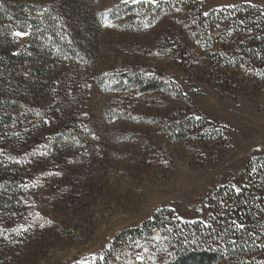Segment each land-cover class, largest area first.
Listing matches in <instances>:
<instances>
[{
    "label": "rangeland",
    "instance_id": "obj_1",
    "mask_svg": "<svg viewBox=\"0 0 264 264\" xmlns=\"http://www.w3.org/2000/svg\"><path fill=\"white\" fill-rule=\"evenodd\" d=\"M94 1V9L104 15L87 27L99 38L96 61L75 74L76 85L86 90L82 128L60 150L48 145L55 133L26 148L0 149V170L10 176L19 172L14 195L8 191L10 181L0 175V264H95L119 234L163 208L184 221L209 224L212 193L227 185L240 188L249 161L264 157V89L221 95L204 83H192L175 57L155 51V28H134L138 17L112 20L108 15L121 5L150 0ZM200 1L207 9L243 1L264 8V0ZM47 2L29 0V16ZM11 27L12 51L18 52L31 28ZM18 31L30 34L14 36ZM135 66L149 75L159 69L183 90L187 104L168 93L116 89L120 76ZM33 104V110L39 109ZM178 111L213 122V133L202 132L193 140L168 138L161 121ZM48 118L54 127V117ZM131 246L129 261L149 260L151 250Z\"/></svg>",
    "mask_w": 264,
    "mask_h": 264
},
{
    "label": "trees",
    "instance_id": "obj_2",
    "mask_svg": "<svg viewBox=\"0 0 264 264\" xmlns=\"http://www.w3.org/2000/svg\"><path fill=\"white\" fill-rule=\"evenodd\" d=\"M19 1L0 0V141L4 142L0 149L20 144L26 148L35 139L55 133L58 136L48 139V145L60 150L83 125L86 90L76 85L75 74L95 64L99 38L87 27L104 15L94 9V0H48L30 16L29 0ZM108 15L112 20L138 17L134 28H155L159 37L155 51L175 57L192 83H204L221 95L249 87L264 89V8L259 4L243 1L207 9L200 0H167L124 4ZM27 24L28 43L13 52L11 25ZM155 72L149 75L135 66L120 76L116 89L168 93L187 104L183 90L159 69ZM33 103L39 109L33 110ZM48 117H54V127ZM162 123L174 141L212 134L215 127L183 111L169 114ZM1 174L10 181V195L16 194L19 172L10 176L0 170ZM242 179L239 193L231 185L212 193L209 224L184 221L172 209L163 208L141 226L119 234L95 264H264V157L251 159ZM134 243L151 250L149 260L129 261L126 252Z\"/></svg>",
    "mask_w": 264,
    "mask_h": 264
},
{
    "label": "snow or ice",
    "instance_id": "obj_3",
    "mask_svg": "<svg viewBox=\"0 0 264 264\" xmlns=\"http://www.w3.org/2000/svg\"><path fill=\"white\" fill-rule=\"evenodd\" d=\"M150 2L151 3H153V4H158L159 3V0H150ZM30 33H28V32H21V31H18V32H15L14 33V36H16V37H24V36H27V35H29ZM16 54H19V53H16ZM233 188L235 189V191L237 192V193H239L240 191H241V189L239 188V187H237L236 185H233ZM237 228H242L243 227V225H241V224H236L235 225Z\"/></svg>",
    "mask_w": 264,
    "mask_h": 264
}]
</instances>
